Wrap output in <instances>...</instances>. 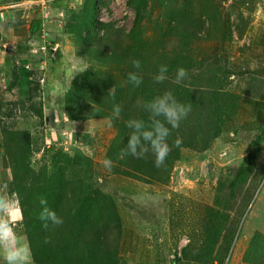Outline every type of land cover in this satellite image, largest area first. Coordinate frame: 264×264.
<instances>
[{"label": "rangeland", "instance_id": "1", "mask_svg": "<svg viewBox=\"0 0 264 264\" xmlns=\"http://www.w3.org/2000/svg\"><path fill=\"white\" fill-rule=\"evenodd\" d=\"M126 1L98 4L97 19L104 25H96L89 34L95 49H105L104 56L87 55L85 43L66 30L73 15L87 7L85 0H73L71 9L62 0L61 17L52 16L43 25L45 39L58 44L57 53L45 61L41 53H34L26 67L34 82L32 104L42 106L44 121L27 110L28 103L16 109L6 106V79L0 69V143L2 126L29 131L31 157L26 158L33 171L48 167L51 157L44 151L50 146L61 158L81 160L78 169L86 182L115 206L120 228L115 264H202L220 246L224 233L231 237L230 249L216 264H253V250L264 246V0H147L140 21H135ZM181 25L189 26L188 38L179 34ZM33 39L31 44L42 41ZM163 45L161 52L171 61L184 46L190 52L187 67L194 79L187 81L195 85L191 89L181 85L180 90L197 96V89L204 86L201 101L211 108L199 121L206 136L198 139L196 148H189L181 144L188 135L173 129L171 151L155 176L134 170L124 176L119 172L122 166L113 160L109 171L103 162L119 144L109 117L70 120L64 95L74 82L105 76L106 90L120 87L131 101L126 92L134 88L127 82L134 70L132 56ZM8 46L14 44L7 41ZM138 60L144 76V60ZM85 64L90 67L78 72ZM189 114L180 126L191 122ZM5 156L0 150V194L12 195L13 160ZM245 167L230 190V181L236 182V174ZM14 198L19 201L16 194ZM10 215L13 220L19 216V228L25 232L20 203Z\"/></svg>", "mask_w": 264, "mask_h": 264}, {"label": "trees", "instance_id": "2", "mask_svg": "<svg viewBox=\"0 0 264 264\" xmlns=\"http://www.w3.org/2000/svg\"><path fill=\"white\" fill-rule=\"evenodd\" d=\"M12 1L17 2L20 0H0V5ZM45 1L48 2L53 11L51 13L49 8L51 15L56 16L55 13L59 9L65 10L64 7L71 9L73 0H63L65 3L63 8L60 6L62 0ZM99 3L100 0H85L84 5H87V7L83 8L79 14L73 15L72 21L65 24L66 30L76 34L85 43V50L90 52L86 54L89 56L91 53L95 56L106 55L103 47L100 46L98 49L93 47V38L89 34L96 25H104L97 19ZM126 4L132 9L135 21L143 19L147 0H127ZM35 14L36 17L29 22L28 33L33 38L39 39L40 37L42 39L45 23L41 17L39 6L36 7ZM179 34L184 35L181 37L188 38L190 35L189 26L183 25ZM29 47H18L17 50L22 49L23 54L27 52L31 56ZM163 47L164 45L151 53L147 52L143 56L142 53L132 56V60H138V58L144 60L142 65L145 73L142 76L144 82L137 89L128 88L126 95L131 96V101H127L128 99L123 97V89L117 88L115 102L122 106L119 119H110L114 101L107 95L108 90L106 88L109 85L105 81L109 80L108 77L103 76L97 80L74 82L64 95L70 120L79 121L91 118V116L99 117L100 114L109 117L110 123L116 130L114 141H118L119 144L109 150L107 157L122 166L119 172L124 176H131L130 173L134 170L149 177L157 175L158 170H160L153 165L154 157L151 154L144 159H134L131 156L120 158V151L125 147L123 144L126 143L129 133V129L125 127V121L130 117L145 115L141 111L137 112V107L132 105L137 104L136 95L139 96V100H146L164 90L173 91L181 102L191 105L192 111V113L189 112L191 122L178 128L180 132H185L188 135V140L181 142V144L189 148H196L195 145L198 143V139L206 136L200 129L201 121H199L202 115L211 108L207 102L201 101L206 96L203 91L204 86L200 85V88L197 89L195 92L197 96H191L190 93L187 94V92L180 90L181 85L188 84L190 89L195 85V82L187 81L194 79L187 67V55L190 52L184 46L182 52L171 61L165 51L161 52ZM184 55L185 57H183ZM16 56L18 55L16 54ZM10 59L6 67L9 77L6 79V86L3 91L7 102V104L5 103L6 106L13 105L16 109L18 105L23 107V104L28 103L27 110L31 111L41 121H44L46 116L43 113L42 106L32 104L34 100L32 95V85L34 84L31 79L32 71L25 67L26 62L19 60L17 63L15 56ZM161 64L168 65V79L162 84H157L154 81V76ZM178 67H183L188 72L187 78L181 82L183 84L169 81V79H175ZM201 81L203 80L201 79ZM162 85L163 87H161ZM199 94L202 96H198ZM214 104L216 105L217 102H214ZM197 106L204 109L197 110ZM1 107L0 104V116H3ZM202 110L203 113H201ZM184 120L187 121L186 118ZM31 142L32 137L29 131L21 132L18 129H9L2 126L0 150L13 160V163H11L13 166L9 164L13 179L11 183L12 192L19 197L22 223L31 244L34 264H115L120 228L115 206L111 199L100 191L92 189L91 185L86 182L81 169H78L82 164L81 160L69 156H62L61 158V155L56 153L57 149L54 146H50L44 151L46 155L51 157L50 162L46 163L48 167L33 171L30 168L31 162L26 158V156H30ZM55 154L58 156H55ZM245 170L246 167L241 168L240 172L236 174V182L230 181V190H233L234 186L239 183V177ZM90 172L91 170L87 169V175ZM42 197L47 199L50 208L63 216L64 224L62 226L50 227L48 230L44 229L39 219V200ZM111 228L114 230L111 231ZM46 238L50 240V243H44ZM230 242V235L224 233L220 246L215 248L214 252L209 254L202 264L221 263L229 252ZM253 252L255 255L253 264H264V246L260 249L256 248Z\"/></svg>", "mask_w": 264, "mask_h": 264}, {"label": "clouds", "instance_id": "3", "mask_svg": "<svg viewBox=\"0 0 264 264\" xmlns=\"http://www.w3.org/2000/svg\"><path fill=\"white\" fill-rule=\"evenodd\" d=\"M131 63L134 70L128 73L127 82L134 88H139L144 82L140 74L141 62L133 59ZM89 67L85 64L78 72H83ZM168 73L167 64L159 65L154 76L155 83L162 84L168 79ZM187 76V70L178 67L175 82L180 84ZM107 95L114 101L110 119H119L122 106L115 102L116 88L111 87ZM137 107L145 115L130 117L125 121L129 133L125 147L120 151V158L131 156L134 159H144L151 154L154 157V165L157 168L162 167L171 151L168 143L171 132L180 127L181 121L191 111V105L181 102L173 91L164 90L150 99L138 100ZM179 144L180 140L177 139L175 145ZM103 164L111 171L113 161L110 158H106ZM14 196L15 194H0V264H34L28 236L18 225L19 216L13 220L10 215L19 205ZM39 205V219L45 230L64 224L63 216L48 206L46 198H40ZM44 243H50V240L46 238Z\"/></svg>", "mask_w": 264, "mask_h": 264}, {"label": "crops", "instance_id": "4", "mask_svg": "<svg viewBox=\"0 0 264 264\" xmlns=\"http://www.w3.org/2000/svg\"><path fill=\"white\" fill-rule=\"evenodd\" d=\"M46 3L48 4L45 0H20L0 5V69L2 70L1 72H3V80L9 77V72L4 75V71L11 57L14 58L15 56L17 63L20 60L26 62V65L29 61H33V58H31L27 52L23 54L21 52L22 49L17 50V48L26 47L31 39H33L28 33L29 22L32 18L36 17V7L39 6V11L42 13ZM21 30H23V33H20ZM22 36L23 38L21 39ZM45 36H47V32L44 33V37ZM7 41L13 43L14 46L5 47ZM18 51H20V53H18ZM16 54L18 56H16ZM11 94L13 93L11 92Z\"/></svg>", "mask_w": 264, "mask_h": 264}, {"label": "built area", "instance_id": "5", "mask_svg": "<svg viewBox=\"0 0 264 264\" xmlns=\"http://www.w3.org/2000/svg\"><path fill=\"white\" fill-rule=\"evenodd\" d=\"M49 5L46 3L43 7V10H42V13H41V17L44 21L45 24L47 23H50L52 16L50 11H49ZM56 16H53V17H61L62 15V11L61 10H58L56 13H55ZM42 41L37 43V44H34L29 48V53L34 55V53H41V56H43V60L45 61L46 59L48 58H54L56 53H57V50H58V44L55 42V43H52V42H49L48 40L45 39L44 35L42 36ZM45 57V59H44Z\"/></svg>", "mask_w": 264, "mask_h": 264}]
</instances>
